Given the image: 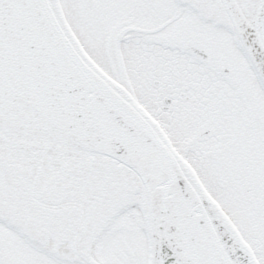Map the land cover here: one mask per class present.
Segmentation results:
<instances>
[{
	"label": "snow or ice",
	"instance_id": "obj_1",
	"mask_svg": "<svg viewBox=\"0 0 264 264\" xmlns=\"http://www.w3.org/2000/svg\"><path fill=\"white\" fill-rule=\"evenodd\" d=\"M0 264H264V0H0Z\"/></svg>",
	"mask_w": 264,
	"mask_h": 264
}]
</instances>
